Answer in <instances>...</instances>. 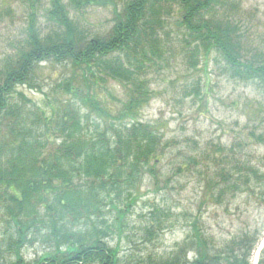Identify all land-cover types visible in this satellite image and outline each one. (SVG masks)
Returning a JSON list of instances; mask_svg holds the SVG:
<instances>
[{
	"label": "trees",
	"instance_id": "obj_1",
	"mask_svg": "<svg viewBox=\"0 0 264 264\" xmlns=\"http://www.w3.org/2000/svg\"><path fill=\"white\" fill-rule=\"evenodd\" d=\"M113 1L48 0L44 14L52 28L42 33L36 26L41 0H27L23 43L0 63V126L13 119L8 134L0 136V264H119L118 248L106 238L121 235L130 203L125 210L116 203L123 194L127 199L132 195L145 173L157 177L150 163L162 136L139 113L152 98L150 69L167 62L172 50L166 29L172 14L184 36L181 49L188 64L195 66L201 53L213 51L233 78L264 86V51L245 42L241 21L229 11L233 0H124L119 12L114 8L108 32L91 35L68 8L114 6ZM41 62L71 68V75L57 83L71 95L57 100L61 115L54 108L46 115L35 105L14 101L15 94L28 101L18 86L39 88L35 71ZM105 78L123 90L114 114L100 105L93 90ZM81 104L87 109L81 110ZM48 133H57L56 141ZM233 166L242 184L258 176L244 162ZM219 174L227 183L230 172L221 169ZM237 180L227 188L237 189ZM108 207L116 214L112 224L104 215ZM35 241L43 252L24 260L21 248ZM251 249L246 239H239L230 241L225 252H212L195 232L168 256L148 257L140 264H250ZM257 264H264V248Z\"/></svg>",
	"mask_w": 264,
	"mask_h": 264
},
{
	"label": "rangeland",
	"instance_id": "obj_2",
	"mask_svg": "<svg viewBox=\"0 0 264 264\" xmlns=\"http://www.w3.org/2000/svg\"><path fill=\"white\" fill-rule=\"evenodd\" d=\"M47 1L41 0L37 12L36 26L42 33L52 28L44 14ZM123 1L114 0V6L68 8L71 17L91 35L108 32L113 10L119 12ZM233 1L235 7L229 11L241 21L245 42L252 49L264 51V0ZM27 4V0H0V63L23 43ZM174 18L177 20L176 14L168 19L166 27L173 40L172 50L167 62L150 69L152 98L139 113V118L154 124L162 136L155 161L150 163L157 177L145 173L128 199L122 195L116 204L125 210L130 203L123 220L127 225L121 235L112 233L106 240L109 246H117L119 264H140L148 257L168 256L174 248L185 246L195 232L212 252H225L230 241L246 239L252 248L249 263L257 264L264 248V86L233 78L213 51L205 56L201 53L195 66L188 64L181 49L184 36ZM35 73L39 88L18 86L17 92L28 101L17 94L14 101L46 115L54 108L61 115L63 109L57 100L63 102L71 95L61 91L57 83L71 75L70 66L41 62ZM93 90L108 112L114 114L120 107L117 100L123 99V90L111 79L98 82ZM85 109L81 104V110ZM88 116L94 118L93 113ZM12 120L5 119L0 136L8 134ZM48 135L56 141L57 133ZM236 162L253 166L258 176L242 184L241 175L233 169ZM221 169L231 174L227 183L219 176ZM236 178L238 188H227ZM104 215L111 224L116 218L115 210L109 207ZM3 224L0 221L2 255ZM147 228L152 230L151 236ZM42 252L37 241L21 248L26 261ZM187 255L191 260L193 253Z\"/></svg>",
	"mask_w": 264,
	"mask_h": 264
}]
</instances>
